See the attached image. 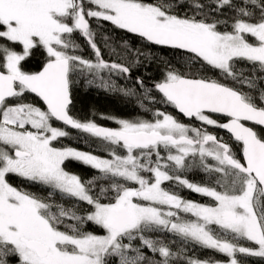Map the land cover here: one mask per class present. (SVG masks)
<instances>
[{
    "label": "snow or ice",
    "instance_id": "obj_1",
    "mask_svg": "<svg viewBox=\"0 0 264 264\" xmlns=\"http://www.w3.org/2000/svg\"><path fill=\"white\" fill-rule=\"evenodd\" d=\"M102 22L130 37L98 40ZM81 88L148 118L83 120ZM67 128L92 150L58 145ZM249 258L264 264V0H0V264Z\"/></svg>",
    "mask_w": 264,
    "mask_h": 264
},
{
    "label": "trees",
    "instance_id": "obj_2",
    "mask_svg": "<svg viewBox=\"0 0 264 264\" xmlns=\"http://www.w3.org/2000/svg\"><path fill=\"white\" fill-rule=\"evenodd\" d=\"M230 16L231 13H228ZM103 23V31L98 32L97 39L100 40L103 35L110 34L112 41H117L122 38H128L130 37V34H125L121 32L120 30L114 29L108 22H102ZM95 27V25H93ZM132 42L138 44L139 40L138 38L132 37ZM79 42L83 45L84 51L83 55L86 57L92 56V51L88 46L84 43L83 38H79ZM153 50L156 52L157 55H163L168 59H171V54L169 50L160 49L158 46H152ZM35 64V61H33V65ZM162 68V65H153L151 76L152 77H158L160 75V69ZM153 95H158L157 93L153 92ZM155 107H160L163 109V106L161 105H155ZM77 108L78 111L76 115L80 117L83 120L86 119H94L98 124L106 127H116V125L107 119H101L100 114H107V115H115L119 118H133L136 116H143L145 118H148V114L143 113L141 109H139L137 106L131 104V103H125L123 100L111 96L108 94H105L99 90L96 89H88L85 90L81 88L78 99H77ZM167 111L171 112L173 115L177 116L180 120L184 122H188L187 120L183 119L180 115L176 113V110L167 108ZM95 113V115H93ZM67 131L71 133L70 138H61V141L58 142V145L62 146H70L75 147L82 150H92V147L94 144H96V141L94 139H89L87 147H85L83 138L86 136V134L79 133L77 130L67 128ZM211 131L216 132L219 136H222L225 140L229 139V135L225 133L221 129H210ZM97 154L100 155H106V153L100 151V149H97ZM69 171L78 173L84 178H88L92 170L86 168L83 165H80L76 162H72L69 165ZM188 178L193 181H203L206 179V176L202 172L194 171L189 174ZM19 183L20 181L17 180ZM167 185V182H166ZM180 195H182L185 198L192 199L194 201L200 202V203H212L211 198L203 197L199 194L191 193L187 189H179ZM195 255L202 258H215L220 260H227L226 257L223 256V254L214 253L210 250H205L202 248H196L195 249ZM249 264H262L259 258H249Z\"/></svg>",
    "mask_w": 264,
    "mask_h": 264
},
{
    "label": "water",
    "instance_id": "obj_3",
    "mask_svg": "<svg viewBox=\"0 0 264 264\" xmlns=\"http://www.w3.org/2000/svg\"><path fill=\"white\" fill-rule=\"evenodd\" d=\"M176 113L178 114V115H180L183 119H185L186 120V118H184L183 116H182V114H179L177 111H176ZM225 133H226V131L225 130H223ZM229 135V134H228Z\"/></svg>",
    "mask_w": 264,
    "mask_h": 264
}]
</instances>
